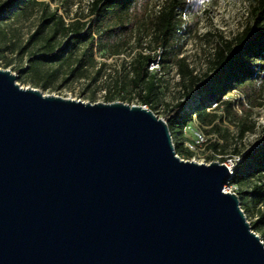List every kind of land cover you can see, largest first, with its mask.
I'll list each match as a JSON object with an SVG mask.
<instances>
[{"label": "water", "instance_id": "water-1", "mask_svg": "<svg viewBox=\"0 0 264 264\" xmlns=\"http://www.w3.org/2000/svg\"><path fill=\"white\" fill-rule=\"evenodd\" d=\"M0 69V264H264L221 163L180 159L143 106Z\"/></svg>", "mask_w": 264, "mask_h": 264}, {"label": "trees", "instance_id": "trees-1", "mask_svg": "<svg viewBox=\"0 0 264 264\" xmlns=\"http://www.w3.org/2000/svg\"><path fill=\"white\" fill-rule=\"evenodd\" d=\"M149 1L151 0H91L87 15L91 20L87 24L77 20L65 23L56 11L43 15L37 29L27 40V45L43 41L40 46L41 54L33 56L30 68L35 75H38L35 68L39 64L60 63L66 65L70 76L83 77L87 73L88 65L96 64L95 51H104V48L108 47L106 45L115 46L116 39L125 36L136 24L139 27L146 26L150 30L151 44L165 49L161 58L162 69L172 64L182 79L181 84L186 97L171 110L170 118L164 120L171 137L173 132L181 135L192 122L193 116L199 124L208 128L207 133L220 132L215 124L218 116L208 112L207 109L216 103L223 113L238 117L232 111L231 103L225 100L232 91L237 90L242 93L250 106H261L259 99L264 91V0H246L249 11L244 29L233 40L221 41L209 60L210 73L205 74L202 79L194 76L184 58L179 57L180 32L183 30L190 33L194 27L193 24H188L183 28L182 16H194L200 6L204 7L207 2L216 0H207V2L206 0H166L158 13L154 17H148L144 22L143 13ZM44 3L45 0H4L0 2V20L9 19L16 12L24 11L29 6L47 7ZM59 37L66 39L62 48L57 47ZM80 45H85V48L78 49ZM150 48L149 52L152 51ZM153 60L149 53L134 55L130 62L132 78L124 81V85L138 89L141 105H150L152 108L149 110L152 112L155 107L151 102L160 90L155 75L148 72V65ZM41 86L45 87L44 84ZM189 91L193 92L192 96L188 95ZM107 100L113 101L110 95L107 96ZM125 101V98H122V102ZM239 105L243 112L250 113L241 102ZM253 128V125H245L240 130L239 137ZM222 137L225 138L224 135ZM182 145L177 143L175 147L181 148ZM207 147L215 153H221L226 144L220 145L213 141ZM178 152L181 153V149L175 150L177 155ZM183 153L187 160L192 157L185 150ZM233 153L239 152L234 149ZM251 183L253 184L247 195L251 199L257 220L250 223V226L253 232H257L261 227L264 228V138L255 148L241 156L228 182L229 185L237 188ZM243 210V213H246L249 208Z\"/></svg>", "mask_w": 264, "mask_h": 264}, {"label": "rangeland", "instance_id": "rangeland-1", "mask_svg": "<svg viewBox=\"0 0 264 264\" xmlns=\"http://www.w3.org/2000/svg\"><path fill=\"white\" fill-rule=\"evenodd\" d=\"M3 1L0 0V2ZM90 1L56 0L51 2L45 0L44 4H47V7L44 5L29 6L24 11L16 12L9 19L0 20V69L14 73L17 77L16 83L20 87L36 89L44 95L80 100L91 104L122 102V98H125L126 101L123 103L143 106L138 97V89L132 88L131 85H124V81H129L132 78L130 62L134 55L149 53L154 58V62L159 63V67L151 64L148 67V72L154 74L160 84L158 95L151 102V105L155 107L153 113L158 118L167 120L171 116V110L186 97V93L176 67L170 64L162 69L161 58L165 49L150 43L151 32L146 26L139 27L135 24L129 33L116 39L115 46L106 45L108 47H105L104 51H95L94 61L96 64H89L87 73L83 77L70 76L66 65L60 63L39 64L35 68L38 75H35L30 68L33 56L41 54L40 46L43 41L27 45V40L37 29L42 16L56 11L65 23L77 20L82 24H87L91 20V17L87 16ZM165 1H149L143 13L144 22L148 17H154L158 13ZM248 11L249 4L246 0H216L207 2L204 7L200 6L194 16H182L183 28L188 24H193L194 27L190 33L183 30L180 32L179 57L184 58L188 69L193 71L194 76L202 79L205 74L210 73L209 60L216 47L221 41H231L242 32L248 21ZM65 41V38L59 37L57 47H64ZM149 47L152 50L150 52ZM84 48L85 45L78 46L80 50ZM153 68L155 69L152 70ZM43 84L45 87L41 86ZM109 95L113 101L107 100ZM188 95L192 96L193 92L189 91ZM261 95L262 97L259 99L261 106L252 107L239 91L236 90L228 94L225 100L231 103L232 111L238 117L223 113L222 109L217 107L211 112L218 116L215 124L220 132L207 133L208 128L204 127L203 129L210 143L215 141L220 145L226 144V147L221 153H215L207 147L205 152H202V157L196 158V160L203 164L220 163L223 156L233 155L234 149L242 156L250 149L255 148L264 138V91ZM239 102L250 113L243 112ZM146 108L152 107L148 105ZM245 125H253L254 128L239 137L240 130ZM193 129L191 127L189 130H184L181 135L176 132L172 134L174 150L181 149L182 152H178V156L184 160L187 159L183 153V145L181 148L175 147V145L183 144L184 141L191 139ZM223 135L225 138L222 137ZM252 184L242 188L228 185L232 192L238 196L240 207L249 208V211L244 213L249 224L257 220L256 212L252 209L251 199L247 195ZM255 233L264 244V228L261 227Z\"/></svg>", "mask_w": 264, "mask_h": 264}, {"label": "built area", "instance_id": "built-area-1", "mask_svg": "<svg viewBox=\"0 0 264 264\" xmlns=\"http://www.w3.org/2000/svg\"><path fill=\"white\" fill-rule=\"evenodd\" d=\"M150 64L152 66L157 65V67H159V63L154 62V60L149 63L148 67L150 66ZM154 69L155 68H153L152 70ZM217 105L218 104L216 103L212 104L211 107L207 109V111L208 112L214 111L217 108ZM143 107L146 108L147 106H143ZM191 127L194 128L191 139L183 142V148L185 151L189 152L192 155V157L187 161H193L202 164V162H199L198 160H196V158L199 159L202 157V152H205L210 141L208 140V136L203 131L204 127L201 124H199L195 116H193L192 122L184 130L187 129L189 130ZM178 157L182 159L180 156ZM240 160H241L240 154L225 155L223 156L222 161L220 163L223 164L233 174V170L240 162ZM207 164H210V162ZM228 185L229 184L227 183L226 186L224 187V192L233 193L230 186L228 187Z\"/></svg>", "mask_w": 264, "mask_h": 264}, {"label": "clouds", "instance_id": "clouds-1", "mask_svg": "<svg viewBox=\"0 0 264 264\" xmlns=\"http://www.w3.org/2000/svg\"><path fill=\"white\" fill-rule=\"evenodd\" d=\"M206 2H207V0H206Z\"/></svg>", "mask_w": 264, "mask_h": 264}]
</instances>
